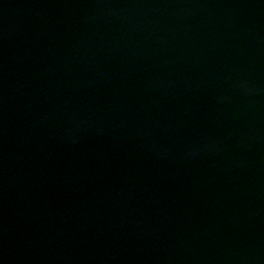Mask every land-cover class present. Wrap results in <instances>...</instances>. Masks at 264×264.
I'll use <instances>...</instances> for the list:
<instances>
[{
    "label": "water",
    "instance_id": "1",
    "mask_svg": "<svg viewBox=\"0 0 264 264\" xmlns=\"http://www.w3.org/2000/svg\"><path fill=\"white\" fill-rule=\"evenodd\" d=\"M0 264H264V0H0Z\"/></svg>",
    "mask_w": 264,
    "mask_h": 264
}]
</instances>
